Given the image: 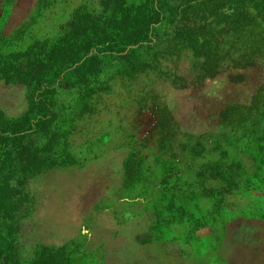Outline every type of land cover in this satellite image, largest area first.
Instances as JSON below:
<instances>
[{
  "label": "rangeland",
  "instance_id": "374dc122",
  "mask_svg": "<svg viewBox=\"0 0 264 264\" xmlns=\"http://www.w3.org/2000/svg\"><path fill=\"white\" fill-rule=\"evenodd\" d=\"M160 1L13 0L8 8L0 27V176L14 208L2 211L0 198V264H136L128 255L134 241L153 235L173 201L190 208L197 195L198 209L213 211L214 177L204 169L218 158L235 162L252 130H264V64L237 69L218 57L212 69L190 45L201 44L202 20L245 26L248 15L235 11L246 2L185 4L184 17L176 10L161 19L152 15ZM212 7L217 14L205 17ZM29 71L55 87L43 129L27 118ZM228 102L241 104L224 123ZM26 125L35 127L14 131ZM220 202L221 214L264 207L249 195Z\"/></svg>",
  "mask_w": 264,
  "mask_h": 264
},
{
  "label": "trees",
  "instance_id": "16d2710c",
  "mask_svg": "<svg viewBox=\"0 0 264 264\" xmlns=\"http://www.w3.org/2000/svg\"><path fill=\"white\" fill-rule=\"evenodd\" d=\"M206 0H162L160 3L155 6L158 10L153 9V17L159 18L160 12H165V15L173 14L176 10L177 13H180L181 17L184 15L181 12L184 10L185 4L193 3H204ZM235 3H246L238 6L239 11L235 12L241 16L242 12H245L247 16L246 25L236 26V25H227L225 23L209 25V22L202 20L200 24L196 27H200L204 31V35L201 37L200 45H193L194 51L204 50V57L207 65L210 68H216L220 66L219 58H229L230 65L237 69H243L247 66L254 65L257 63L264 64V0H232ZM245 6V7H244ZM241 7H244L241 8ZM248 7H252L251 11H247ZM158 11V13L156 12ZM219 11V8L212 7L204 11L205 17L210 15H216ZM203 14V15H204ZM161 18V17H160ZM167 19L166 17H163ZM161 18V19H163ZM184 22H187L186 18H181ZM158 21V20H157ZM156 21V22H157ZM187 25V24H185ZM218 26L219 32L214 30ZM230 26V27H228ZM242 27V28H241ZM228 28V29H225ZM256 28V31L252 33L251 29ZM253 35L251 38L249 36ZM187 43H189L190 37H186ZM232 40V43L226 46L227 39ZM181 42L180 40H177ZM236 41V45H234ZM253 42V43H252ZM224 46L226 48L224 49ZM254 46V47H253ZM214 56V57H213ZM261 60V62H259ZM1 66L8 69L10 65L7 63L2 64ZM89 67V66H88ZM31 75H27L23 78V82L28 89V96L30 97V105L28 109V119L29 124L31 125V120L36 117L37 127L35 129H43L46 126L48 114L50 112V105H46L44 101L47 102L46 97L49 96V93L55 90L53 83H50V80L43 75H39L37 71H29ZM35 72L37 74H35ZM90 73V72H88ZM39 75V76H38ZM84 81V80H83ZM22 82V81H21ZM22 82V83H23ZM90 81L84 83V89L86 93L94 92V87L90 85ZM58 86H64L65 82L57 83ZM258 90V87L252 91L253 95ZM240 102L227 103L223 106L224 111L221 115V122L226 123L227 121V111L233 109L234 106L240 105ZM249 107H247L248 109ZM256 110V109H254ZM255 112V111H254ZM251 110L247 111V116L252 114ZM264 116V113L260 114ZM1 121V119H0ZM25 122L26 124L28 123ZM15 127L17 125H14ZM35 126L20 127L14 129L17 134H22L27 131H33ZM43 127V128H42ZM26 130V131H24ZM18 131V132H17ZM249 142L244 146V150H240L239 158L235 162H229L226 159L218 158L217 160H222L213 162L211 166L208 164L207 168L204 171L214 177V183L211 187L212 196L214 201L211 203L213 206V211H201L198 209L196 203L197 195L190 197V202H194V207L190 210L185 203L180 202L178 204L173 203L170 206L168 212L177 211L180 213L182 218L188 220L190 217H194L193 226L197 228L203 227L204 223L213 218L221 216V213L218 212L219 208H223L220 199L225 195L229 194L234 196L235 194L249 195V192L255 188H261L264 186V130L262 128H255L252 130L251 135H249ZM2 141V138H0ZM4 141V140H3ZM197 149V148H196ZM197 150H195L196 152ZM6 159V158H5ZM4 161V156H0V166ZM206 167V166H205ZM235 170H239V173ZM200 171H197L198 175ZM10 185L8 179H2L0 176V198H3L4 208L2 211H11L14 207H7L8 200L11 197L10 194ZM8 213V212H7Z\"/></svg>",
  "mask_w": 264,
  "mask_h": 264
},
{
  "label": "crops",
  "instance_id": "0c3cea01",
  "mask_svg": "<svg viewBox=\"0 0 264 264\" xmlns=\"http://www.w3.org/2000/svg\"><path fill=\"white\" fill-rule=\"evenodd\" d=\"M12 3L0 0V27ZM249 196L264 205V186L252 189ZM168 211L150 238L134 241V252L128 255L136 264H264V207L225 210L201 228L188 223L178 210ZM188 226L187 235L182 230Z\"/></svg>",
  "mask_w": 264,
  "mask_h": 264
}]
</instances>
